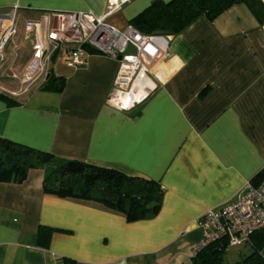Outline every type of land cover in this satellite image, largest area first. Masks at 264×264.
<instances>
[{"label":"crops","instance_id":"crops-1","mask_svg":"<svg viewBox=\"0 0 264 264\" xmlns=\"http://www.w3.org/2000/svg\"><path fill=\"white\" fill-rule=\"evenodd\" d=\"M107 1L0 0V13L15 8L19 28L53 12L101 16ZM151 1L129 0L106 22L122 30ZM162 36L167 55L150 66L154 86L128 110L106 103L118 62L94 50L81 67L52 52L43 79L19 94L0 88L19 102L0 96V137L162 188L154 216L128 221L94 201L43 193L42 168L0 182V264H190L196 219L264 169V22L236 3ZM19 40L9 42L11 64L28 51ZM50 74L63 79L60 91L40 88ZM40 227L50 232L38 239Z\"/></svg>","mask_w":264,"mask_h":264},{"label":"built area","instance_id":"built-area-1","mask_svg":"<svg viewBox=\"0 0 264 264\" xmlns=\"http://www.w3.org/2000/svg\"><path fill=\"white\" fill-rule=\"evenodd\" d=\"M127 1L108 0L106 12L101 16L89 11L48 13L42 17L47 20L43 30L38 26L42 19L30 23L35 25L38 44L32 49L33 58L22 77L17 78L20 90L13 94L24 92L44 78L52 52L65 50V64L81 67L86 63L88 50H94L118 62L106 100L108 105L128 110L145 99L154 86L150 66L167 55V46L160 34H144L130 24L120 30L106 22L107 16ZM15 34L13 8L0 13V67ZM67 45L71 47L66 48ZM196 223L201 238L194 245L192 256L216 241L225 240L227 246L247 243L254 232L264 229V179L259 183L247 181L233 199L206 209Z\"/></svg>","mask_w":264,"mask_h":264},{"label":"trees","instance_id":"trees-1","mask_svg":"<svg viewBox=\"0 0 264 264\" xmlns=\"http://www.w3.org/2000/svg\"><path fill=\"white\" fill-rule=\"evenodd\" d=\"M236 3L246 4L258 22H264V3L260 0H152L129 20V24L144 34L176 35L200 17L212 20ZM63 83L62 78L50 74L40 88L60 91ZM0 96L12 104L19 103L3 93ZM32 168L44 169L43 193L94 201L122 213L128 221L152 217L160 208L162 188L152 179L129 176L83 161L60 159L49 152L0 137V182H22ZM262 178L264 169L250 180L259 183ZM49 232V228H38V239ZM247 243L252 250L238 264H264L261 253L264 229L254 232ZM226 246L225 240L212 242L193 255L190 264H223L222 253Z\"/></svg>","mask_w":264,"mask_h":264},{"label":"rangeland","instance_id":"rangeland-1","mask_svg":"<svg viewBox=\"0 0 264 264\" xmlns=\"http://www.w3.org/2000/svg\"><path fill=\"white\" fill-rule=\"evenodd\" d=\"M16 26H18V23L16 22ZM25 29H22V28ZM19 32V33H18ZM20 38V40H19ZM19 40L18 42V50L21 48H26L28 51H26L25 55L18 54L15 57V60L12 62V55L9 54L10 50V44L9 47L6 50V60L5 63L0 67V88L3 91H10L12 93H16L20 90L19 87L16 86L17 78H21L23 75V72L27 68L28 64L33 58L32 54V48L37 46V37H36V28L35 25H27L26 23L24 25H20L19 28L16 27V34L10 41ZM70 45H67L66 48H70ZM66 54V52H62ZM23 56V57H22ZM24 60V62L21 64V62ZM4 69V71H1ZM8 72V73H7ZM251 246L250 244H240L236 246H226V249L224 253H222V260L223 264H238V262L243 258V256H246L251 252ZM261 253L264 254V248L261 249Z\"/></svg>","mask_w":264,"mask_h":264}]
</instances>
